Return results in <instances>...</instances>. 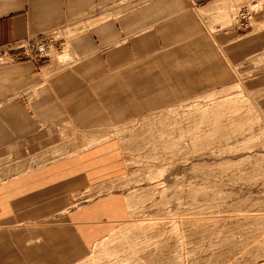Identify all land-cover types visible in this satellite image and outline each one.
<instances>
[{
    "label": "rangeland",
    "instance_id": "374dc122",
    "mask_svg": "<svg viewBox=\"0 0 264 264\" xmlns=\"http://www.w3.org/2000/svg\"><path fill=\"white\" fill-rule=\"evenodd\" d=\"M258 9L264 0H239L232 21L253 25ZM65 23L12 44L0 62L30 60L44 81L56 76L78 58L80 21ZM249 53L243 66L217 68L226 82L149 61L162 66L131 92L122 83L135 97L119 113L106 100L104 116L60 119L20 153L0 154L2 264L65 253L62 264H264V48L250 43Z\"/></svg>",
    "mask_w": 264,
    "mask_h": 264
},
{
    "label": "crops",
    "instance_id": "0c3cea01",
    "mask_svg": "<svg viewBox=\"0 0 264 264\" xmlns=\"http://www.w3.org/2000/svg\"><path fill=\"white\" fill-rule=\"evenodd\" d=\"M238 1L0 0V56H14L8 53L12 44L67 21L81 24L71 43L78 58L49 80L41 79L30 60L0 62V154L20 153L60 119L88 122L104 116L106 100H112L107 109L119 113L120 100L135 97L122 95V83L131 92L137 83L152 82L153 65L162 66L149 61L166 60L168 66L177 61L184 67L177 76L191 71L196 82H226L217 79V68L247 63L250 43L264 48V14L253 12L248 27L241 17L235 24L232 10ZM242 5L238 14H249ZM66 257L45 263L32 256V264H62Z\"/></svg>",
    "mask_w": 264,
    "mask_h": 264
}]
</instances>
